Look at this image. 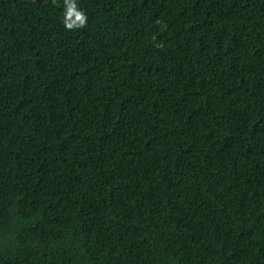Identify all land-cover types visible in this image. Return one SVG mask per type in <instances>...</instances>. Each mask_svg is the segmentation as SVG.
<instances>
[{
  "label": "trees",
  "instance_id": "1",
  "mask_svg": "<svg viewBox=\"0 0 264 264\" xmlns=\"http://www.w3.org/2000/svg\"><path fill=\"white\" fill-rule=\"evenodd\" d=\"M0 0V264H264V0Z\"/></svg>",
  "mask_w": 264,
  "mask_h": 264
},
{
  "label": "clouds",
  "instance_id": "2",
  "mask_svg": "<svg viewBox=\"0 0 264 264\" xmlns=\"http://www.w3.org/2000/svg\"><path fill=\"white\" fill-rule=\"evenodd\" d=\"M64 16L63 24L67 30L74 31L87 27L88 17L84 10L80 8L77 0H63Z\"/></svg>",
  "mask_w": 264,
  "mask_h": 264
}]
</instances>
